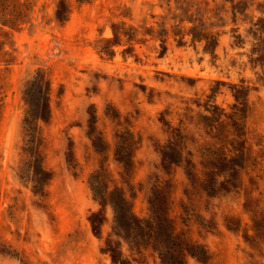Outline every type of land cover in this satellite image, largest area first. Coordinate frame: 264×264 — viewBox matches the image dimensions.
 <instances>
[{
    "label": "rangeland",
    "instance_id": "rangeland-1",
    "mask_svg": "<svg viewBox=\"0 0 264 264\" xmlns=\"http://www.w3.org/2000/svg\"><path fill=\"white\" fill-rule=\"evenodd\" d=\"M0 18V264H264V0Z\"/></svg>",
    "mask_w": 264,
    "mask_h": 264
},
{
    "label": "trees",
    "instance_id": "trees-1",
    "mask_svg": "<svg viewBox=\"0 0 264 264\" xmlns=\"http://www.w3.org/2000/svg\"><path fill=\"white\" fill-rule=\"evenodd\" d=\"M0 20H1V18H0Z\"/></svg>",
    "mask_w": 264,
    "mask_h": 264
}]
</instances>
